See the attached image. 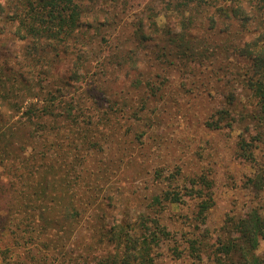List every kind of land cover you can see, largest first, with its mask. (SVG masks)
Instances as JSON below:
<instances>
[{
  "label": "trees",
  "instance_id": "1",
  "mask_svg": "<svg viewBox=\"0 0 264 264\" xmlns=\"http://www.w3.org/2000/svg\"><path fill=\"white\" fill-rule=\"evenodd\" d=\"M122 1L0 0L1 264H161L163 249L185 264H264V204L230 215L216 235L201 229L214 204L207 169L178 166L184 183L173 187L154 167L133 196L112 182L122 152L160 124L162 73L233 51L246 65L231 75L253 99L235 153L256 168L247 185L264 197V0H145L115 24ZM144 50L161 71H138L128 94L101 107L102 73L137 71ZM199 81L208 87L210 76ZM227 98L208 128H235L237 96Z\"/></svg>",
  "mask_w": 264,
  "mask_h": 264
},
{
  "label": "rangeland",
  "instance_id": "2",
  "mask_svg": "<svg viewBox=\"0 0 264 264\" xmlns=\"http://www.w3.org/2000/svg\"><path fill=\"white\" fill-rule=\"evenodd\" d=\"M124 1L121 5L116 3L115 24L131 22L140 13L142 14L146 6L145 0H127L128 2L125 3ZM245 65L246 62L233 51L230 53L218 51L215 60L207 63L206 66L184 68V70L172 68L168 69L167 73H162L169 77L166 81L169 94L160 101L161 109L157 105L160 117L156 120H159L160 124L150 125L143 141L136 140L122 152L126 161L116 163L119 173L113 176V184L133 196L137 188L142 189L152 182L154 167L162 168L166 176L172 175L173 187L184 183L182 179L177 180L174 177L180 176L176 174L178 166L186 172H201L204 168L207 169L213 185L214 204L205 222H201L200 225L202 230L208 229L214 235L220 232L222 224L230 215L242 213L258 202L263 205L264 197L247 185L248 176L256 168L251 163L242 161L235 153L240 135L243 134L245 126L251 123V120L244 116L253 109L251 95L242 88L239 83L240 78L231 75L236 71L239 72L240 67ZM59 66L62 69L64 64L60 63ZM140 70L149 73L161 71L160 67L152 66V61H149L146 52L139 58L137 71L117 68L113 69L112 73L103 72L101 78L94 84L100 88L102 97L100 106L109 108L111 99H118L120 95L128 94L131 88L130 82ZM209 76L211 80L209 86H203L199 80ZM226 80H229V83L226 84ZM183 82L187 84L188 92L179 93L178 86ZM80 91L82 93L88 91V85L81 86ZM232 92L237 96L236 104L240 111L235 114L237 120L235 128L219 130L208 128L204 124L207 116L219 109L221 103H225ZM136 93L138 94L132 91L133 98L137 97ZM157 130L159 135L153 136ZM120 150L122 149H115L118 152ZM260 153L263 155L261 158L263 161V146ZM130 158L133 159L131 163ZM190 202L192 200L187 198L186 204ZM182 241L184 240L181 239L180 244H183ZM171 252L167 249L160 250L159 262L185 264V261L175 259ZM259 253L264 256V239Z\"/></svg>",
  "mask_w": 264,
  "mask_h": 264
}]
</instances>
